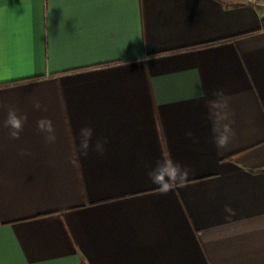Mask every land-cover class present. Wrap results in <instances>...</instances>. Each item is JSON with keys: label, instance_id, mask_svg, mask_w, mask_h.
Here are the masks:
<instances>
[{"label": "crops", "instance_id": "crops-1", "mask_svg": "<svg viewBox=\"0 0 264 264\" xmlns=\"http://www.w3.org/2000/svg\"><path fill=\"white\" fill-rule=\"evenodd\" d=\"M263 18L246 0H0V125L27 116L18 140L0 126V264H264ZM85 127L102 155H80ZM168 158L188 174L162 193Z\"/></svg>", "mask_w": 264, "mask_h": 264}, {"label": "clouds", "instance_id": "clouds-1", "mask_svg": "<svg viewBox=\"0 0 264 264\" xmlns=\"http://www.w3.org/2000/svg\"><path fill=\"white\" fill-rule=\"evenodd\" d=\"M218 93H214L217 95ZM35 107L39 109L41 107L40 103L37 102ZM27 121L26 115H19L18 111L15 108H9L7 112V118L2 122V127L7 128L9 130V136L12 139H19L20 133L23 130V126ZM37 128L41 133H44V139L46 143H54L56 141L55 129L53 127L52 121L48 118H41L37 122ZM231 129L228 125L224 126V132L216 137V144L218 147H224L229 139L228 133H230ZM93 129L90 127H85L80 129L79 132V145L78 151L80 155L87 156L89 149L92 148L95 151L99 152L101 155L105 151L104 145L107 143L106 138L101 139L97 138L95 143L93 144ZM188 135H191L189 133ZM28 153L22 152V155H26ZM188 170L181 168V165L168 158L166 160H162L156 166V168L149 173V177L153 183L160 185V189L162 193H166L169 190L170 184L164 180V177L167 176L168 180L172 183L177 181V178L182 182L184 178L187 176Z\"/></svg>", "mask_w": 264, "mask_h": 264}, {"label": "built area", "instance_id": "built-area-1", "mask_svg": "<svg viewBox=\"0 0 264 264\" xmlns=\"http://www.w3.org/2000/svg\"><path fill=\"white\" fill-rule=\"evenodd\" d=\"M247 2L253 4V5H257V4H264V0H246Z\"/></svg>", "mask_w": 264, "mask_h": 264}, {"label": "trees", "instance_id": "trees-1", "mask_svg": "<svg viewBox=\"0 0 264 264\" xmlns=\"http://www.w3.org/2000/svg\"><path fill=\"white\" fill-rule=\"evenodd\" d=\"M262 26L264 27V18H263V20H262Z\"/></svg>", "mask_w": 264, "mask_h": 264}]
</instances>
